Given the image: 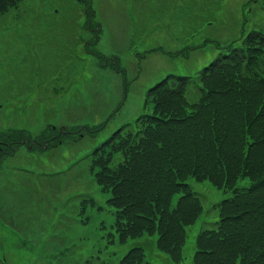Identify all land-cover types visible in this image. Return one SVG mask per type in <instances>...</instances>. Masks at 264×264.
<instances>
[{
    "label": "rangeland",
    "instance_id": "obj_1",
    "mask_svg": "<svg viewBox=\"0 0 264 264\" xmlns=\"http://www.w3.org/2000/svg\"><path fill=\"white\" fill-rule=\"evenodd\" d=\"M5 1L7 9L0 8V136L13 132L17 138L18 128H31L39 137L49 131L48 123L67 125L70 134L59 143L23 145L0 156V219L13 229L0 230V261L5 255L11 264H193L197 235L211 227L217 219L214 205L231 192L208 180H187L201 205L197 218L185 226L181 259L175 261L161 249L165 240L157 224L149 228L152 235L119 233L117 215L129 210L109 207L110 192L96 183L90 153L121 125H131L132 131L123 128L120 136L132 140L140 126L135 128V119L154 113L147 94L156 83L167 76L196 78L225 52L222 48L239 46L248 31L264 36V0H90L91 6L87 0ZM78 8L94 11L93 22L101 26L99 44L92 27L85 26L86 14L82 44L72 47L69 28L80 22ZM90 49L113 57V65L101 60L100 66L87 55ZM211 73L207 85H214ZM196 83L202 84L199 77ZM186 89L193 102L192 86ZM13 166L26 170L13 173ZM120 191L118 203L129 202L127 184ZM150 209L143 208L148 216Z\"/></svg>",
    "mask_w": 264,
    "mask_h": 264
},
{
    "label": "trees",
    "instance_id": "obj_2",
    "mask_svg": "<svg viewBox=\"0 0 264 264\" xmlns=\"http://www.w3.org/2000/svg\"><path fill=\"white\" fill-rule=\"evenodd\" d=\"M0 3L5 8L7 1ZM248 34L196 78L151 88L154 113L138 118L132 140L116 133L92 156L96 183L111 193L108 204L129 210L117 215L119 233L152 235L149 228L157 224L165 240L161 249L175 261L181 259L185 226L201 205L187 184L192 178L231 192L214 205L217 219L211 227L197 235L193 264H264V47L257 49L264 36L255 30ZM250 49L257 55L248 54ZM211 71L214 85H207ZM187 85L197 96L193 102L184 95ZM243 180L247 184L239 185ZM125 184L131 200L120 205ZM148 206L150 216L143 210Z\"/></svg>",
    "mask_w": 264,
    "mask_h": 264
}]
</instances>
